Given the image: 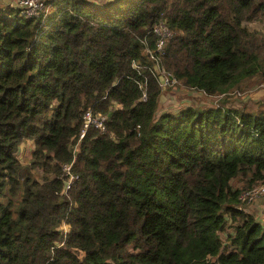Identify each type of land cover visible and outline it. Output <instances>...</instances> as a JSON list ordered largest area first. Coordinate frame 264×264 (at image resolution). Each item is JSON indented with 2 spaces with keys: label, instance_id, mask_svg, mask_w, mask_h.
I'll return each mask as SVG.
<instances>
[{
  "label": "trees",
  "instance_id": "obj_1",
  "mask_svg": "<svg viewBox=\"0 0 264 264\" xmlns=\"http://www.w3.org/2000/svg\"><path fill=\"white\" fill-rule=\"evenodd\" d=\"M0 1V264H264L238 198L264 183V97L232 103L264 85V0ZM159 22L158 66L213 105L156 114ZM86 110L105 127L78 140Z\"/></svg>",
  "mask_w": 264,
  "mask_h": 264
},
{
  "label": "built area",
  "instance_id": "obj_2",
  "mask_svg": "<svg viewBox=\"0 0 264 264\" xmlns=\"http://www.w3.org/2000/svg\"><path fill=\"white\" fill-rule=\"evenodd\" d=\"M15 6L20 10V13L25 18L37 17L44 15L47 4L46 0H13ZM153 33L157 36L154 44V51L156 55L151 53L150 57L155 60L153 73L157 76L158 85L160 89L171 86L177 83V81L165 70L158 66V60L162 54V47L165 40L169 37V32L165 25L161 22L157 23L153 29ZM141 100L145 99V93L142 92ZM105 116L97 113H92L90 110H86L82 113L81 129L78 135V140L83 136L88 127H93L98 130H104ZM70 164L62 165V172L66 175V181L64 185V191L68 188L70 181L73 179V175L69 172ZM264 196V183L255 185L249 189L240 192L238 198L240 201L250 203L257 201Z\"/></svg>",
  "mask_w": 264,
  "mask_h": 264
},
{
  "label": "rangeland",
  "instance_id": "obj_3",
  "mask_svg": "<svg viewBox=\"0 0 264 264\" xmlns=\"http://www.w3.org/2000/svg\"><path fill=\"white\" fill-rule=\"evenodd\" d=\"M0 2H8V1H0ZM13 2V0H11ZM49 7H46V10L44 12L48 13ZM247 26L251 29L257 30L259 33H262L264 35V24L261 21L256 22H249L247 23ZM237 94V95H236ZM232 99L233 104H237L238 101H246L252 102L258 98L264 97V85H260L257 87L256 90H246L244 92H237ZM216 101V98H209L203 95L199 91H193V90H186L183 87H179L176 84L164 87L163 89H160V96L156 108V114L163 113V112H173L175 111L178 106L182 102H186L188 105L197 107V106H209L213 105ZM250 104V103H248ZM254 105H250V107H253ZM32 148V145L30 142H22V145L20 146L19 150L16 153V156L22 164H28L26 159L30 155V150ZM39 175V174H38ZM231 184L233 186H240L237 180H232ZM241 206L244 208V210L253 215L257 220L262 219L264 215V196L260 198L259 200H255L250 203H242ZM221 238L223 239L224 236L221 234Z\"/></svg>",
  "mask_w": 264,
  "mask_h": 264
},
{
  "label": "crops",
  "instance_id": "obj_4",
  "mask_svg": "<svg viewBox=\"0 0 264 264\" xmlns=\"http://www.w3.org/2000/svg\"><path fill=\"white\" fill-rule=\"evenodd\" d=\"M94 2H101V1H104V0H92Z\"/></svg>",
  "mask_w": 264,
  "mask_h": 264
}]
</instances>
